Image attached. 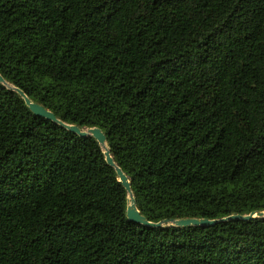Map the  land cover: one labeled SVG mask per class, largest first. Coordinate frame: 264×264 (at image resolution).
<instances>
[{
  "label": "trees",
  "instance_id": "obj_1",
  "mask_svg": "<svg viewBox=\"0 0 264 264\" xmlns=\"http://www.w3.org/2000/svg\"><path fill=\"white\" fill-rule=\"evenodd\" d=\"M0 75L100 128L141 215L264 212V0H0ZM94 137L0 83V264H264V218L146 227Z\"/></svg>",
  "mask_w": 264,
  "mask_h": 264
},
{
  "label": "water",
  "instance_id": "obj_2",
  "mask_svg": "<svg viewBox=\"0 0 264 264\" xmlns=\"http://www.w3.org/2000/svg\"><path fill=\"white\" fill-rule=\"evenodd\" d=\"M0 83L6 85L9 89H12L19 93L25 100L27 106L29 109L39 117H43L47 120H50L54 122L55 124L61 125L64 128H66L68 131L77 134L80 137H94L100 146L102 147L105 158L107 163L114 167L118 177L119 181L122 183V185L125 187L129 194V205L127 209V216L130 221L138 223L140 225L146 226V227H154V228H163V227H197V226H202V227H209L213 226L219 222H226V221H233V220H245L249 221L255 218H264V212H257L253 213L250 215H232L229 217H225L222 219H216V220H210L206 218H189V219H167L163 220L158 223L150 222L147 220V218L143 215H141L138 206H137V201L134 197L133 191H132V185L131 182L128 178V176L123 172V170L115 163L113 156L111 155V151L107 145V137L103 133V131L100 128H85L82 129L77 125H72V124H67L60 119L56 117V115L45 108L42 105H39L35 102H33L29 97L20 89L8 84L4 78L0 75Z\"/></svg>",
  "mask_w": 264,
  "mask_h": 264
}]
</instances>
